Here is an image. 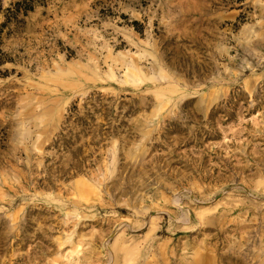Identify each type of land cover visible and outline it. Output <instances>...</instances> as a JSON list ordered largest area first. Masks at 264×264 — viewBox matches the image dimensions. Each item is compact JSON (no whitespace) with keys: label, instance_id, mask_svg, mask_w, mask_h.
Instances as JSON below:
<instances>
[{"label":"rangeland","instance_id":"obj_1","mask_svg":"<svg viewBox=\"0 0 264 264\" xmlns=\"http://www.w3.org/2000/svg\"><path fill=\"white\" fill-rule=\"evenodd\" d=\"M19 20L0 264H264V0H45Z\"/></svg>","mask_w":264,"mask_h":264},{"label":"trees","instance_id":"obj_2","mask_svg":"<svg viewBox=\"0 0 264 264\" xmlns=\"http://www.w3.org/2000/svg\"><path fill=\"white\" fill-rule=\"evenodd\" d=\"M38 4H45V0H17L12 3L10 7L6 8L5 21L0 24V65L6 60L5 54L1 48L4 28L12 22H19L20 15H27L30 11L34 10Z\"/></svg>","mask_w":264,"mask_h":264}]
</instances>
